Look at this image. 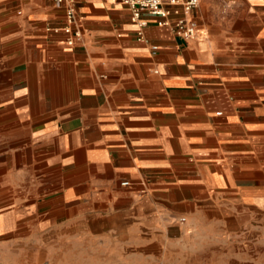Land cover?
Returning <instances> with one entry per match:
<instances>
[{"label": "crops", "instance_id": "obj_1", "mask_svg": "<svg viewBox=\"0 0 264 264\" xmlns=\"http://www.w3.org/2000/svg\"><path fill=\"white\" fill-rule=\"evenodd\" d=\"M66 1L0 0V236L51 262L264 264V0H203L189 41Z\"/></svg>", "mask_w": 264, "mask_h": 264}, {"label": "built area", "instance_id": "obj_2", "mask_svg": "<svg viewBox=\"0 0 264 264\" xmlns=\"http://www.w3.org/2000/svg\"><path fill=\"white\" fill-rule=\"evenodd\" d=\"M58 5L67 2L66 0H53ZM118 4L127 6L132 13V21L138 25V36L140 40L144 39V28L148 22L142 19L143 12L159 17L160 26L171 27L174 34L184 40L189 41L197 36L198 24L192 19L186 17L196 10L203 0H114ZM230 5L227 4L223 11L226 15ZM172 17H175L174 21ZM66 26L63 28L67 34V45L75 47L77 42L82 39V30L79 26L76 9L72 1H69L66 14ZM49 31L59 32L60 29L48 28ZM159 50L158 46H153V54ZM130 182H122V186H128ZM185 218H180V222H185Z\"/></svg>", "mask_w": 264, "mask_h": 264}, {"label": "rangeland", "instance_id": "obj_3", "mask_svg": "<svg viewBox=\"0 0 264 264\" xmlns=\"http://www.w3.org/2000/svg\"><path fill=\"white\" fill-rule=\"evenodd\" d=\"M10 237V238H9ZM11 236H0V264H94L93 261L64 260L62 256L55 255L51 262L47 259L45 252L40 248L36 250L35 246L27 244L10 243ZM45 247V246H44ZM57 259V260H56Z\"/></svg>", "mask_w": 264, "mask_h": 264}]
</instances>
